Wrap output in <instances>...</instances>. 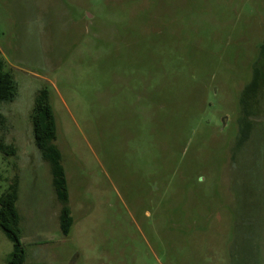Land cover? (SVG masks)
<instances>
[{
    "label": "rangeland",
    "instance_id": "obj_1",
    "mask_svg": "<svg viewBox=\"0 0 264 264\" xmlns=\"http://www.w3.org/2000/svg\"><path fill=\"white\" fill-rule=\"evenodd\" d=\"M263 42L264 0H0L16 84L0 102L16 149L0 152V193L18 179L22 264H264ZM44 85L68 236L33 140ZM11 249L0 230V264Z\"/></svg>",
    "mask_w": 264,
    "mask_h": 264
},
{
    "label": "trees",
    "instance_id": "obj_2",
    "mask_svg": "<svg viewBox=\"0 0 264 264\" xmlns=\"http://www.w3.org/2000/svg\"><path fill=\"white\" fill-rule=\"evenodd\" d=\"M260 52H264V43L260 46ZM4 66V61L0 58V102L9 100L16 94V84L10 71L5 70ZM252 72L251 80L245 86V92L251 96L255 93L260 76L258 68H254ZM30 117L34 144L41 158L49 166L51 183L59 202L57 214L59 229L63 236H68L73 218L69 207L61 153L55 143L57 138L55 117L49 91L45 85L36 92ZM3 121L4 118L0 114V128ZM239 124V134L236 139L238 146L248 138L252 127L251 120L247 118L239 120ZM0 152L5 155H14L16 149L12 144L4 142L0 136ZM17 198L18 179L14 177L0 193V230L12 243V249L5 264H22L25 261V247L21 243L20 215L16 207Z\"/></svg>",
    "mask_w": 264,
    "mask_h": 264
},
{
    "label": "flooded vegetation",
    "instance_id": "obj_3",
    "mask_svg": "<svg viewBox=\"0 0 264 264\" xmlns=\"http://www.w3.org/2000/svg\"><path fill=\"white\" fill-rule=\"evenodd\" d=\"M264 43V42H263ZM260 46H261V44H260ZM260 46H259V55H262V53L263 52H260ZM255 63V62H254ZM254 68H257V66H255L254 65ZM253 68V69H254ZM252 69V70H253ZM258 70H259V68H258ZM259 72H261L260 70H259ZM251 77H252V75H251ZM259 78H260V76H259ZM258 78V84H257V87L259 86V82H260V79ZM257 87H256V89H257ZM256 91V90H255ZM241 108L243 109V110H245L246 109V107H243V106H241ZM243 119V118H242ZM241 118L239 119V120H242ZM239 120H238V123H239ZM259 121H263L264 120V116H260V118L258 119Z\"/></svg>",
    "mask_w": 264,
    "mask_h": 264
},
{
    "label": "crops",
    "instance_id": "obj_4",
    "mask_svg": "<svg viewBox=\"0 0 264 264\" xmlns=\"http://www.w3.org/2000/svg\"><path fill=\"white\" fill-rule=\"evenodd\" d=\"M243 204H244V205H248V206L250 205V204H249V201L246 202V201H244V200H243L242 205H243Z\"/></svg>",
    "mask_w": 264,
    "mask_h": 264
}]
</instances>
